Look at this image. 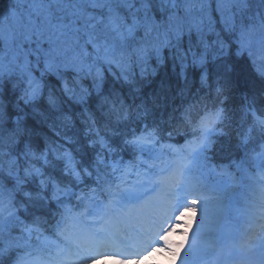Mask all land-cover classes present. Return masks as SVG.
<instances>
[{"label":"snow or ice","instance_id":"1","mask_svg":"<svg viewBox=\"0 0 264 264\" xmlns=\"http://www.w3.org/2000/svg\"><path fill=\"white\" fill-rule=\"evenodd\" d=\"M233 152L246 222L177 264H264V0H0V264L122 259L165 178Z\"/></svg>","mask_w":264,"mask_h":264},{"label":"rangeland","instance_id":"2","mask_svg":"<svg viewBox=\"0 0 264 264\" xmlns=\"http://www.w3.org/2000/svg\"><path fill=\"white\" fill-rule=\"evenodd\" d=\"M194 185L195 183L192 180L191 176H189L188 172L182 171L181 173H179L178 178L173 181L174 190L172 192V198H165V193L167 192L163 187L162 190L154 197V204L151 208V211L159 214V221L153 222V224L156 225L159 230L154 232L153 234H151L149 230H146L145 232L139 230L136 235L144 239L143 244L145 245L142 247L141 252H139L138 249H134L133 244L125 246L123 247V249H115V247L110 249V251L117 252L120 254V256L123 257L122 259L116 258L117 262L113 261V264H139V262L144 258L145 253H149L153 248L156 247V240L158 238V233L161 230V225L165 224V222L169 220V218L173 215L177 207H183L185 209V212L181 217V219H183L184 221L182 227L186 228L187 230L175 234L181 236L183 239L182 241L174 240V242L166 241V254L170 257V264H177V260L180 257L181 249L185 247V245L183 244L186 240L184 236L190 234L194 225L197 224V208L199 207L200 209L201 221L203 220V211L206 210L205 208L207 207V204L204 202H200L198 200V196H196L197 194H194V192H192ZM159 199H162L160 203ZM197 201L200 202L199 206L197 205ZM232 210L234 212H232L231 216L233 219L236 220V223L228 220L225 221L222 226H220L221 232L219 235L222 241L226 238L224 235L225 226L232 225L238 230L239 225H241V223L243 222H246L247 219V212L244 208H234ZM151 211L149 213L150 216H152ZM149 224L151 225V223ZM148 229H150V226L148 227ZM216 230L218 229L216 228ZM128 249L132 250V252L134 251L135 254L130 251H126ZM111 259L114 260L113 258ZM112 260L109 261L111 262Z\"/></svg>","mask_w":264,"mask_h":264},{"label":"clouds","instance_id":"3","mask_svg":"<svg viewBox=\"0 0 264 264\" xmlns=\"http://www.w3.org/2000/svg\"><path fill=\"white\" fill-rule=\"evenodd\" d=\"M185 209L183 207H177L173 215L161 225V230L158 233V238L156 240V247L153 248L149 253H146L144 258L139 262V264H170V257L167 253L166 241L176 240L182 241V237L178 234L181 231H186L183 228L184 221L181 219L184 214ZM97 264H113V261L100 260Z\"/></svg>","mask_w":264,"mask_h":264},{"label":"trees","instance_id":"4","mask_svg":"<svg viewBox=\"0 0 264 264\" xmlns=\"http://www.w3.org/2000/svg\"><path fill=\"white\" fill-rule=\"evenodd\" d=\"M240 159V156L238 153H230V154H225L223 156L221 155H217L215 157V161L214 163L211 164V166L213 165L214 170H211V172L205 171L200 178H202V180H210L212 178H216V179H226L227 176H231L232 178L234 177L232 174V171L237 170L238 172V167H236V161ZM198 170L197 167L194 168V172H195V176L199 177L198 175ZM236 172V174H238Z\"/></svg>","mask_w":264,"mask_h":264}]
</instances>
